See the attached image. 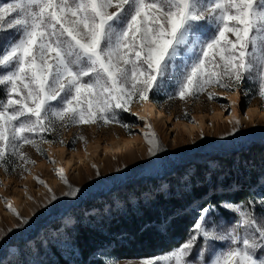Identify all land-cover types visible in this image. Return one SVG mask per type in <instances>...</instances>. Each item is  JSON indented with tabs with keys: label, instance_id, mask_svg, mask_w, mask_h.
Returning a JSON list of instances; mask_svg holds the SVG:
<instances>
[{
	"label": "snow or ice",
	"instance_id": "1",
	"mask_svg": "<svg viewBox=\"0 0 264 264\" xmlns=\"http://www.w3.org/2000/svg\"><path fill=\"white\" fill-rule=\"evenodd\" d=\"M9 30L16 35L0 50V165L10 157L34 164L24 146L42 152L36 138L52 143L44 134L57 127L127 130L117 110L129 112L155 90L172 88L169 99L187 101L250 80L264 99V0H11L0 5V36ZM139 119L147 156L164 152ZM54 171L74 196L64 170ZM254 203L223 201L231 220H217L215 206L200 209L183 243L136 264H264V200L259 214Z\"/></svg>",
	"mask_w": 264,
	"mask_h": 264
},
{
	"label": "rangeland",
	"instance_id": "2",
	"mask_svg": "<svg viewBox=\"0 0 264 264\" xmlns=\"http://www.w3.org/2000/svg\"><path fill=\"white\" fill-rule=\"evenodd\" d=\"M6 2H11V0H0V5ZM15 35L14 31H5L0 36V47H3L9 37ZM172 92V88L155 90L151 92L153 98L147 102L132 103L131 110L128 112L132 117V123H129L130 127L127 130L119 123L57 127L55 132L44 134L45 139L52 143H42L39 141V137L36 138L42 152L38 153L36 148L29 145L24 146L23 151L29 161H35L34 164L31 162L25 164L16 157H10L6 163L0 165V201L5 203L7 199L13 197L16 187L29 198L27 209L19 213L20 217L28 221L26 224L21 223V220L16 216H13L10 221L5 219L3 215L5 211L3 207H0V264H16L20 259L23 261L19 264H25L23 262L39 264L36 240L41 242V247H44L43 249L46 251L49 249L48 242L67 247L63 238L66 237V231L72 230L73 221L80 216L86 221L87 214L83 213L84 207L101 205L105 200L116 197L114 193L116 189L126 183L151 179L161 182L163 175L170 174L183 163L190 162L193 155L195 160L199 161L205 154H216L223 151L235 152L248 147L249 143L254 140H264V121H255L253 124L249 122L246 125L241 122L251 107L257 106L264 110V99H261L257 94L256 84L253 81L245 80L238 87L230 89L221 88L218 85L213 86L187 101L178 98L169 99V94ZM208 92L214 94L212 99H209ZM233 93L234 98L231 103L224 99V94ZM146 103L163 110L173 121H184L193 125L196 118L206 115L213 116L216 110H220L224 116L223 121L222 119L210 121L209 118H205L201 129H194L193 136L188 138L182 130L170 131L168 123L162 121L161 124L160 121L154 124L156 123L154 119L144 115L143 117L151 124L165 147L164 152L158 153L155 157H148L144 138L141 146L119 147L112 152L105 153L100 150L98 154L101 155L103 163L101 168L98 166L93 168V165L84 167L81 163L74 161L77 163H74V167L77 166L78 171L73 172V167L65 174L69 184L73 188L79 189L74 196L64 195L70 189L63 182L56 191L52 190V193H55L57 197L56 200L50 202L51 193L49 192L37 195V191L44 187V184L39 183L37 178L46 183L49 182V178H54L53 174L56 173L54 167H51L54 169L49 172L38 169L41 163L53 165L60 162L57 160L56 154L51 155V150L55 146L64 147L66 153L69 151H82L83 153L86 150L88 153L86 148L95 141L107 144L112 138L130 139L136 137L140 132L133 131L135 126L142 127L143 135L147 131L144 127L145 121L139 119L137 111ZM234 110L237 111V115L235 119H231L232 123L224 122L227 117H232ZM236 121L240 122L239 126L236 125ZM234 127L237 128L235 132H233ZM228 133L232 134L228 135ZM81 136L84 137V140L79 139ZM50 160L56 161L53 163ZM61 163L59 165L63 164ZM97 169L100 172L99 176L96 175ZM30 174L32 178L28 183L26 177ZM258 186L264 189V181H260ZM116 207L121 208V204ZM92 212L97 213L96 211ZM230 219H232V215ZM53 225H59V229L54 230ZM95 257H99V254H95ZM105 260L107 264H129V262L136 264L139 259L117 261L105 257Z\"/></svg>",
	"mask_w": 264,
	"mask_h": 264
},
{
	"label": "trees",
	"instance_id": "3",
	"mask_svg": "<svg viewBox=\"0 0 264 264\" xmlns=\"http://www.w3.org/2000/svg\"><path fill=\"white\" fill-rule=\"evenodd\" d=\"M117 112L123 124L132 123L128 112ZM191 158L163 175L161 182L126 183L116 189V197L84 207L86 221L82 216L73 221L72 230L63 238L67 247L48 242L46 251L36 240L39 264H107L105 257L119 261L156 256L185 241L204 207L215 206L217 220L221 214L231 220L232 213L220 207L223 201H254L255 211H262L264 189L258 183L264 181V140H254L235 152L205 154L199 161L194 155ZM52 227L59 229V225Z\"/></svg>",
	"mask_w": 264,
	"mask_h": 264
},
{
	"label": "bare ground",
	"instance_id": "4",
	"mask_svg": "<svg viewBox=\"0 0 264 264\" xmlns=\"http://www.w3.org/2000/svg\"><path fill=\"white\" fill-rule=\"evenodd\" d=\"M224 99L228 100L230 103L232 102L233 98H234V93L230 94V95H225L224 94ZM233 115L232 117H227L224 122L227 123H232L231 119L236 117L237 115V111H233ZM138 116H148L152 119L155 120L157 124L161 121H164L165 123H168L170 125V131L174 130V129H180L184 132V134L187 135L188 138H191L193 136V132L194 129H198L200 130L201 127L203 126V122L205 118H209L210 121L216 120L218 121L219 119H222L224 115H222V112L219 110L214 111L213 116L210 115H206L204 117H198L196 118V122L193 125L192 123H187L184 121H173V119H171L170 116H167L165 114V112H163V110L161 109H157L156 107H153L150 104H144L143 106H141L138 111ZM246 116L244 118L241 119V122L246 125L247 123H251L253 124L255 121H264V110L260 109L257 106L251 107L246 113ZM223 121V119H222ZM231 126V124H230ZM142 127L139 126H135L133 131H139L140 134L138 133L136 137L134 138H130V139H126V138H120V139H113L110 140L109 143L107 144H103L102 142L99 141H95V143L90 144L86 149H88V153L87 150L85 152L82 153L81 152H76V151H69L66 153V150L64 149V147L62 146H55V148H53V150H51V155H55L56 154V158L58 161L62 162V165H59V163L56 162V164H47V163H41L39 164V171H46L49 172L51 170L55 169H59L62 168L64 170V175L75 166V164L77 163H81L82 166L86 167L88 165H96L98 167H102L103 163L101 160V155L99 156L98 152H100V150L102 151V153L105 152H112L115 149H118L119 147H125V146H130V145H135V146H141L143 144V135H142ZM203 129V128H202ZM116 135V134H115ZM114 135V136H115ZM174 142V140H173ZM117 151V150H116ZM55 158V157H54ZM66 158V159H65ZM65 159V160H64ZM56 161V160H54ZM76 161V162H74ZM75 163V164H74ZM80 165V164H79ZM51 167H54L53 169H51ZM89 167V166H88ZM91 167V166H90ZM73 172H77V166L74 167ZM37 172V171H36ZM34 174V172H33ZM54 178H49V182H46L45 184H47L48 187H43L42 189L37 191V195H41V194H46L48 191V188H51L52 190L57 189V187L62 183V181L59 179V177L55 174ZM27 181L29 183V181H31L32 175H28L27 177ZM46 181V180H45ZM20 187V186H19ZM18 187L15 188V195L9 199H7V201L5 203H2L0 201V207H3L4 209V217L5 219H8L9 221L12 219V217L14 216L10 211L7 210L6 208V204L10 203L12 205V207H14L17 212H23V210L27 209L28 203H29V198L27 196H24L22 191L17 190ZM1 192V190H0ZM3 194V193H1ZM26 195V194H25ZM32 203V202H30ZM2 209V210H3ZM25 213V212H24ZM23 213V214H24ZM3 218V217H2ZM1 220V217H0Z\"/></svg>",
	"mask_w": 264,
	"mask_h": 264
}]
</instances>
